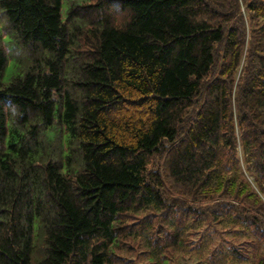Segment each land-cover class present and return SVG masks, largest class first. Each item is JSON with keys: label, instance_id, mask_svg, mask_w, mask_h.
I'll use <instances>...</instances> for the list:
<instances>
[{"label": "trees", "instance_id": "obj_1", "mask_svg": "<svg viewBox=\"0 0 264 264\" xmlns=\"http://www.w3.org/2000/svg\"><path fill=\"white\" fill-rule=\"evenodd\" d=\"M134 247L264 264V0H0V264Z\"/></svg>", "mask_w": 264, "mask_h": 264}, {"label": "rangeland", "instance_id": "obj_2", "mask_svg": "<svg viewBox=\"0 0 264 264\" xmlns=\"http://www.w3.org/2000/svg\"><path fill=\"white\" fill-rule=\"evenodd\" d=\"M12 68H13L12 64H9L8 67L6 68L5 73H4L5 82L9 81V77L11 76V73H12ZM191 240L192 238H189L188 245L189 243H191ZM139 251L140 250H138L135 247L131 251L125 250L124 252L121 253L122 258L121 260L117 262V264H151V262H149L146 256H142V254H139ZM167 258H169L170 260L169 264H179V263L184 264V262H186L191 257H184V258L183 257H166V259Z\"/></svg>", "mask_w": 264, "mask_h": 264}]
</instances>
